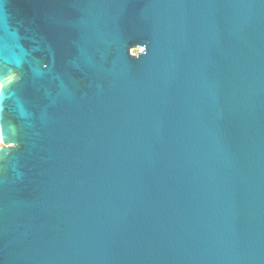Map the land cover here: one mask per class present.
I'll return each instance as SVG.
<instances>
[{
    "label": "water",
    "instance_id": "obj_1",
    "mask_svg": "<svg viewBox=\"0 0 264 264\" xmlns=\"http://www.w3.org/2000/svg\"><path fill=\"white\" fill-rule=\"evenodd\" d=\"M0 136V264H264V0H0Z\"/></svg>",
    "mask_w": 264,
    "mask_h": 264
},
{
    "label": "rangeland",
    "instance_id": "obj_2",
    "mask_svg": "<svg viewBox=\"0 0 264 264\" xmlns=\"http://www.w3.org/2000/svg\"><path fill=\"white\" fill-rule=\"evenodd\" d=\"M135 51H137L136 48L134 49V52H135ZM0 137H1V136H0ZM2 145H4V143H3L2 139L0 138V147H1Z\"/></svg>",
    "mask_w": 264,
    "mask_h": 264
},
{
    "label": "bare ground",
    "instance_id": "obj_3",
    "mask_svg": "<svg viewBox=\"0 0 264 264\" xmlns=\"http://www.w3.org/2000/svg\"><path fill=\"white\" fill-rule=\"evenodd\" d=\"M1 138V137H0Z\"/></svg>",
    "mask_w": 264,
    "mask_h": 264
}]
</instances>
